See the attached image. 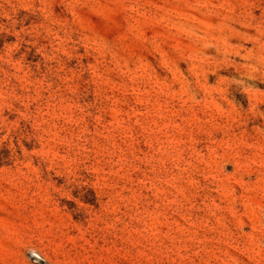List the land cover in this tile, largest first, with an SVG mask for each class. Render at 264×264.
I'll list each match as a JSON object with an SVG mask.
<instances>
[{
	"label": "rangeland",
	"instance_id": "374dc122",
	"mask_svg": "<svg viewBox=\"0 0 264 264\" xmlns=\"http://www.w3.org/2000/svg\"><path fill=\"white\" fill-rule=\"evenodd\" d=\"M0 264H264V0H0Z\"/></svg>",
	"mask_w": 264,
	"mask_h": 264
},
{
	"label": "built area",
	"instance_id": "2783aa9c",
	"mask_svg": "<svg viewBox=\"0 0 264 264\" xmlns=\"http://www.w3.org/2000/svg\"><path fill=\"white\" fill-rule=\"evenodd\" d=\"M34 260H35L36 262L44 261V259H43L40 255H35V256H34Z\"/></svg>",
	"mask_w": 264,
	"mask_h": 264
}]
</instances>
